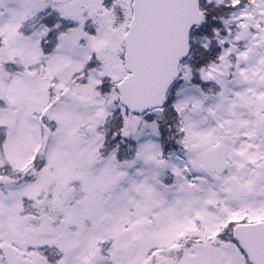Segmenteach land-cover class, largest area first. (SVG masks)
Instances as JSON below:
<instances>
[{
	"label": "snow or ice",
	"instance_id": "6c2138e0",
	"mask_svg": "<svg viewBox=\"0 0 264 264\" xmlns=\"http://www.w3.org/2000/svg\"><path fill=\"white\" fill-rule=\"evenodd\" d=\"M0 264H264V0H0Z\"/></svg>",
	"mask_w": 264,
	"mask_h": 264
}]
</instances>
